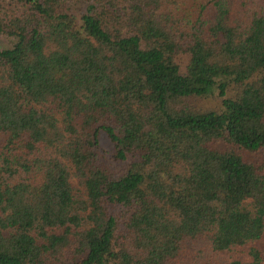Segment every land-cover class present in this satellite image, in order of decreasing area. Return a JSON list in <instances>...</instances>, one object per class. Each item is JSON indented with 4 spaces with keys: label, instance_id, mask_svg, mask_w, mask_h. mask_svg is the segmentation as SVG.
<instances>
[{
    "label": "trees",
    "instance_id": "1",
    "mask_svg": "<svg viewBox=\"0 0 264 264\" xmlns=\"http://www.w3.org/2000/svg\"><path fill=\"white\" fill-rule=\"evenodd\" d=\"M0 33V264H264V0H0Z\"/></svg>",
    "mask_w": 264,
    "mask_h": 264
},
{
    "label": "rangeland",
    "instance_id": "2",
    "mask_svg": "<svg viewBox=\"0 0 264 264\" xmlns=\"http://www.w3.org/2000/svg\"><path fill=\"white\" fill-rule=\"evenodd\" d=\"M68 9L75 14L76 16H78V14L84 12L85 9V3L82 1H78L75 3H69L68 4ZM14 39L12 37L6 36L2 33H0V48H8L11 46V44L13 43ZM182 59L181 62H184L185 60V56L181 57ZM187 102L191 103L193 106L198 107V108H212V107H216L218 105V99L214 98V97H207V98H191L189 100H187ZM102 144V148L104 151V155L108 156L109 152L108 147L106 145V142L103 140L101 142Z\"/></svg>",
    "mask_w": 264,
    "mask_h": 264
}]
</instances>
